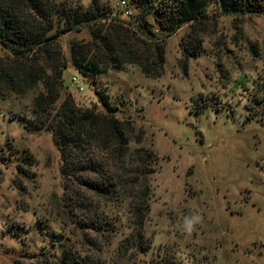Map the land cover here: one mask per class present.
Masks as SVG:
<instances>
[{"label":"rangeland","instance_id":"rangeland-1","mask_svg":"<svg viewBox=\"0 0 264 264\" xmlns=\"http://www.w3.org/2000/svg\"><path fill=\"white\" fill-rule=\"evenodd\" d=\"M61 1L83 10L97 2L128 22L138 14L131 0L132 18L122 15L120 0ZM206 13L194 32L203 40L199 55L186 58V24L166 39L159 78L135 65L86 77L71 67L63 73L62 98L130 121L128 153L109 160L113 171L133 175L141 158L153 170L146 176L147 253L122 247L132 232V196L101 201L75 185L62 176L52 133L26 129L37 121L34 99L42 91L41 84L29 88L28 67L53 75L50 62L20 64L0 44V264H57L67 252L80 264H264V14H224L216 3ZM91 39L88 26L64 35L65 60L72 40ZM13 66L25 68L22 92L1 89ZM101 214L115 225L110 235L91 227Z\"/></svg>","mask_w":264,"mask_h":264},{"label":"trees","instance_id":"trees-1","mask_svg":"<svg viewBox=\"0 0 264 264\" xmlns=\"http://www.w3.org/2000/svg\"><path fill=\"white\" fill-rule=\"evenodd\" d=\"M131 1L138 14L128 22L97 2L83 10L61 0H0V44L20 64L34 58L50 62L53 75L45 70L34 75L33 66L28 67L32 79L29 88L41 84L42 91L34 99L33 113L37 121L27 122L26 129H46L52 133L63 161L62 176L72 179L75 185L101 201L122 203L132 196V232L122 247L125 252L147 253L153 241L144 228L151 199L146 176L153 170L141 158L133 175L113 171L109 160H119L128 153L130 121L120 122L92 109L78 108L69 94L62 98L63 73L71 67L86 77L135 65L145 77L159 78L164 73L165 41L186 24L192 26L184 47L186 58L199 55L203 40L194 32L196 25L207 18L206 9L210 4L216 3L224 14H264V0ZM84 26L90 28L91 42L72 40L70 59L65 60L60 39ZM10 70L1 75V89L22 92L25 68L13 66ZM97 94L102 104L108 106L107 96L99 91ZM104 151L109 157L100 156ZM136 154L139 155L138 151ZM147 156L154 157L150 152ZM136 189L137 193L132 195ZM77 207L82 206L78 203ZM109 220L102 214L96 215L91 227L100 234L106 231L110 235L115 225ZM57 264L80 262L67 252Z\"/></svg>","mask_w":264,"mask_h":264},{"label":"built area","instance_id":"built-area-1","mask_svg":"<svg viewBox=\"0 0 264 264\" xmlns=\"http://www.w3.org/2000/svg\"><path fill=\"white\" fill-rule=\"evenodd\" d=\"M118 4H119V7H120V9H121V11H122V15H123L124 17L129 18V17L132 16V11L130 10V7H129V5H128V3H127L126 0H120ZM77 73H78V72H77ZM71 81H72L73 85H75L76 89H77L79 92H80V91H81V92L83 91V89H82L81 87L78 86L79 81H78V79H77L76 76H73L72 79H71Z\"/></svg>","mask_w":264,"mask_h":264},{"label":"clouds","instance_id":"clouds-1","mask_svg":"<svg viewBox=\"0 0 264 264\" xmlns=\"http://www.w3.org/2000/svg\"><path fill=\"white\" fill-rule=\"evenodd\" d=\"M188 225H189V227L191 226V224H192V221H187L186 222Z\"/></svg>","mask_w":264,"mask_h":264}]
</instances>
